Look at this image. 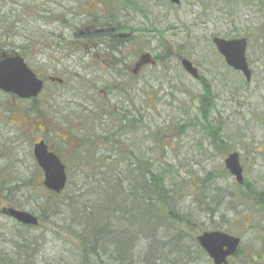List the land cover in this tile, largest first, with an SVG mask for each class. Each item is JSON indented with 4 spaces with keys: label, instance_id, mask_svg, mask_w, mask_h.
Returning <instances> with one entry per match:
<instances>
[{
    "label": "rangeland",
    "instance_id": "374dc122",
    "mask_svg": "<svg viewBox=\"0 0 264 264\" xmlns=\"http://www.w3.org/2000/svg\"><path fill=\"white\" fill-rule=\"evenodd\" d=\"M167 2L139 1L126 8L122 0H0V48L23 53L38 76L53 75L65 82L60 86L47 79L36 99L43 107L41 114L28 117L15 108L29 106L30 100L0 90V208L10 206L42 216L38 226H27L0 212V264L73 260L67 244L72 236L62 225L75 214L67 213L64 205L41 208L49 192L42 185L41 169L35 168L32 147L42 138L73 162L69 155L73 149H66L58 135L76 137L94 128L105 136L100 129L117 125L97 115L102 106L119 107L136 120L137 128L122 135L126 153L134 152L138 161L149 160L155 169L157 157L163 154V160L174 166L168 175L174 177L175 196H182L177 197L178 206L184 213L193 212L200 232L223 230L240 237L238 253L228 264H264V209L252 197H242L240 204L226 199L238 191L223 164L227 153L237 151L245 181L264 191V35L259 36L264 31V0ZM109 13L121 23L143 28L137 34L141 45L156 60L155 66L144 67L141 80L122 84L123 90L105 80L113 75L112 69L110 74H99L102 80L93 84L90 67L74 45L84 42L76 33L85 32L91 16ZM214 35L248 37L250 81L225 64L211 41ZM169 49L181 50L209 81L214 103L210 119L221 124V139L228 145L225 151H216L210 144L214 139L204 131L197 110L200 81L183 69ZM109 86L111 93L104 88ZM74 151L83 154L84 149ZM69 171L72 185L79 186L83 178L77 179L70 166ZM207 174H212L210 182L203 184Z\"/></svg>",
    "mask_w": 264,
    "mask_h": 264
},
{
    "label": "trees",
    "instance_id": "16d2710c",
    "mask_svg": "<svg viewBox=\"0 0 264 264\" xmlns=\"http://www.w3.org/2000/svg\"><path fill=\"white\" fill-rule=\"evenodd\" d=\"M135 5L129 3L127 6ZM103 19L114 25L117 17L114 13L90 17L91 22ZM262 35L264 31H260L259 36ZM94 38L92 34L85 35L88 44ZM3 52L12 54L16 51L0 48V58ZM20 54L23 56V53ZM199 81L202 92L197 94V110L203 117L204 131L210 134V139H214L210 144L216 151H225L228 145L221 139V124L210 119L214 107L211 85L203 76ZM102 108L103 111L97 112V115L101 113L117 126L100 129L106 133L103 137L94 128L73 137L77 144L69 154L73 162L59 155L69 175L65 189L60 193L48 191L49 195L40 205L42 209H57L64 205L67 213L75 214L69 223L65 221L62 225L65 232L72 236L67 244L72 247L68 252L73 254V260L68 259L64 264H202L203 261L210 264V259L196 240L200 229L193 212L184 213L178 206L177 197L182 196H175L174 177L168 175L174 166L163 160V154L157 157L159 168L155 169L149 160L138 161V157L126 153L127 146L122 145V135L137 128L136 120L129 116L128 111L125 114L121 112L123 110L119 107ZM42 109L37 100L30 101L29 106L15 108L26 117L40 115ZM27 123L23 122V125L28 128ZM169 130L175 133L171 127ZM63 142L64 146L68 145L67 140ZM77 148L84 149L83 154ZM69 166L77 179L83 178L79 186L72 185ZM35 168L39 170L37 164ZM211 176L207 174L201 179L202 183L210 182ZM29 182L30 179L24 184ZM2 188L0 180V191ZM233 189L238 194L227 195L226 199L230 202L240 204L242 197H252L264 209V191H257L245 180L243 185H236ZM77 192L78 195L75 194ZM61 198L63 201L59 200ZM39 219H42L41 215ZM141 242H145V246ZM31 259L35 260L34 257Z\"/></svg>",
    "mask_w": 264,
    "mask_h": 264
},
{
    "label": "water",
    "instance_id": "95a60500",
    "mask_svg": "<svg viewBox=\"0 0 264 264\" xmlns=\"http://www.w3.org/2000/svg\"><path fill=\"white\" fill-rule=\"evenodd\" d=\"M169 1L172 4L180 3V0ZM212 42L217 51L223 56L225 63L231 68L241 71L245 79L249 81L251 79V70L245 56L247 47L246 38L226 39L214 36ZM180 62L191 76L199 78L197 68L189 59L181 56ZM147 63L154 64L155 60L152 59L149 53H143L137 65ZM50 79L59 82L62 81L56 77H51ZM43 85L44 80L37 76L26 64L21 54L17 52L12 54L2 53V58L0 59V90L11 93L21 99L36 101V98L42 92ZM32 155L43 172V186L48 190L59 193L67 182L65 165L59 156L48 149L44 139L34 142ZM224 167L239 184L243 183L242 166L237 151H231L226 155L224 158ZM0 212L21 224L38 225L37 216L30 212L10 206L0 208ZM197 241L209 258L212 259L213 264H226L227 257L236 252L240 239L225 231L209 230L201 232L197 236Z\"/></svg>",
    "mask_w": 264,
    "mask_h": 264
},
{
    "label": "flooded vegetation",
    "instance_id": "af4514ba",
    "mask_svg": "<svg viewBox=\"0 0 264 264\" xmlns=\"http://www.w3.org/2000/svg\"><path fill=\"white\" fill-rule=\"evenodd\" d=\"M122 1L123 3H125L124 6L128 8L127 5L129 3L136 4L139 1L145 2L151 0ZM157 1L158 0H156V2ZM126 12L127 11H125V14ZM126 20H130L128 13ZM143 31V28H139V26H132L128 23V21L121 23L116 20L114 25H112L107 20L103 19L100 21L89 22L88 27L85 29V32L83 30H80L78 33H76V36H79V40L80 38H84L83 43L80 44L79 41L74 45L76 51H81L80 58L84 59V62H86L90 67L93 84L100 82L102 80V76H100L99 74H108L109 69H112L113 75H108L105 80L116 83L117 87L115 88L119 90H123L122 86L124 84L139 81L143 78L142 70L147 64L137 65L140 56L143 53L148 52V50L145 51L144 47H142L139 36L137 35L138 33H142ZM86 34H92L95 37L93 40H90L89 44L85 41ZM169 52L172 54L174 53L172 49H169ZM158 60L162 62L161 58ZM50 77L51 76L48 75L45 79V82L47 79L50 80ZM64 83V81L57 82V84L60 86H63ZM104 88L108 93H111L110 90L112 88L110 86ZM107 92H103L104 95H107ZM137 92H139V89H137ZM61 140L68 141L66 149H68V147H70V149H74L77 145L74 143L73 137L67 133L61 134ZM261 236L262 235L260 233V237L258 235L256 239L261 238Z\"/></svg>",
    "mask_w": 264,
    "mask_h": 264
}]
</instances>
